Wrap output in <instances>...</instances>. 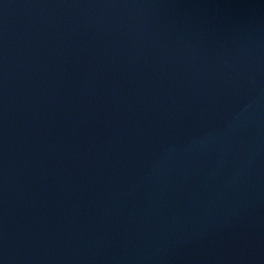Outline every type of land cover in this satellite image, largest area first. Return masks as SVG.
<instances>
[{"label":"water","instance_id":"95a60500","mask_svg":"<svg viewBox=\"0 0 264 264\" xmlns=\"http://www.w3.org/2000/svg\"><path fill=\"white\" fill-rule=\"evenodd\" d=\"M0 264H264V0H0Z\"/></svg>","mask_w":264,"mask_h":264}]
</instances>
